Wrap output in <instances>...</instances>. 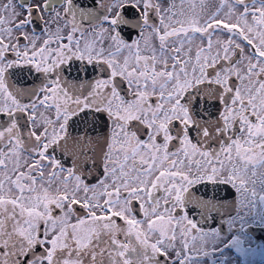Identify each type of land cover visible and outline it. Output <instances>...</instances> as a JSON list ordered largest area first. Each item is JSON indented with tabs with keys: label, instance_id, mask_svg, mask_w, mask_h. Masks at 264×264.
Here are the masks:
<instances>
[{
	"label": "snow or ice",
	"instance_id": "obj_1",
	"mask_svg": "<svg viewBox=\"0 0 264 264\" xmlns=\"http://www.w3.org/2000/svg\"><path fill=\"white\" fill-rule=\"evenodd\" d=\"M257 233L264 0L0 5V264H264Z\"/></svg>",
	"mask_w": 264,
	"mask_h": 264
},
{
	"label": "flooded vegetation",
	"instance_id": "obj_2",
	"mask_svg": "<svg viewBox=\"0 0 264 264\" xmlns=\"http://www.w3.org/2000/svg\"><path fill=\"white\" fill-rule=\"evenodd\" d=\"M8 0H0V5L6 4ZM38 2V0H36ZM19 10V9H17ZM231 196V193H229ZM255 244H264V233H257ZM255 244H253V247H255ZM234 253H229V255H233ZM251 260L253 264H261L262 257L259 254H256L255 256L251 257Z\"/></svg>",
	"mask_w": 264,
	"mask_h": 264
}]
</instances>
